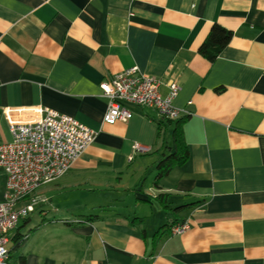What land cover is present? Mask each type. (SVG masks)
I'll return each instance as SVG.
<instances>
[{
  "label": "crops",
  "instance_id": "1",
  "mask_svg": "<svg viewBox=\"0 0 264 264\" xmlns=\"http://www.w3.org/2000/svg\"><path fill=\"white\" fill-rule=\"evenodd\" d=\"M214 25L232 38L210 62ZM132 67L164 97L177 83L190 113L189 159L159 188L144 176L174 152L179 120L161 128L130 105L128 122H104L101 84ZM40 108L97 137L38 190L47 203L10 233L14 264H264V0H0V145L13 140L5 109L24 122ZM135 144L147 153L129 162Z\"/></svg>",
  "mask_w": 264,
  "mask_h": 264
},
{
  "label": "built area",
  "instance_id": "2",
  "mask_svg": "<svg viewBox=\"0 0 264 264\" xmlns=\"http://www.w3.org/2000/svg\"><path fill=\"white\" fill-rule=\"evenodd\" d=\"M162 81L143 73L138 67L129 68L113 79L101 84L102 95L108 100L104 122L115 125L128 122L133 112L128 106L154 110L160 119L176 121L190 113L175 107L180 87L168 84L169 94H161ZM16 110L5 109L3 113L10 122L13 136L11 142L0 145V168L6 174V189L0 201V264H9L10 233L22 219L29 218L47 199L36 195L43 186L66 175L81 154L96 140L97 133L74 118L51 110H36L33 121H10ZM21 112V111H20ZM147 149L139 144L133 146L132 162L136 154ZM186 226L173 229L174 234L183 233Z\"/></svg>",
  "mask_w": 264,
  "mask_h": 264
},
{
  "label": "trees",
  "instance_id": "3",
  "mask_svg": "<svg viewBox=\"0 0 264 264\" xmlns=\"http://www.w3.org/2000/svg\"><path fill=\"white\" fill-rule=\"evenodd\" d=\"M232 38V32L220 27L219 25H214L208 37L202 44L200 48V54L205 57L210 62H214L223 49L229 44ZM161 128L162 126L172 123V121H166L161 119ZM184 119H181L177 122L176 129L174 130L173 140H174V152L170 156L164 157L158 163V175L155 179V186L160 187V182L167 177L171 171L178 166L184 165L189 159V152L187 146L184 142V136L181 130V125L183 124ZM167 195L161 194L159 200L165 203V198ZM182 207L176 208L175 211L179 212ZM13 250H10L9 264L11 263V254ZM26 260L24 257L21 258V264H25Z\"/></svg>",
  "mask_w": 264,
  "mask_h": 264
},
{
  "label": "rangeland",
  "instance_id": "4",
  "mask_svg": "<svg viewBox=\"0 0 264 264\" xmlns=\"http://www.w3.org/2000/svg\"><path fill=\"white\" fill-rule=\"evenodd\" d=\"M160 161V160H159ZM158 161V163H159ZM158 163L155 165V167H153L155 170H158L157 166H158ZM158 175V171L157 172H153L151 173V171H149L145 176H144V179H145V182H147V185H152L154 180L156 179ZM5 185H6V174L4 172L3 169L0 168V200L2 199L3 197V194H4V191H5ZM177 207H172V209H176ZM171 216H172V213H169ZM31 217H33L34 219H36L37 217V214L34 213L31 215ZM15 259H17V254L15 255V258L12 259L11 263L10 264H14V261Z\"/></svg>",
  "mask_w": 264,
  "mask_h": 264
}]
</instances>
